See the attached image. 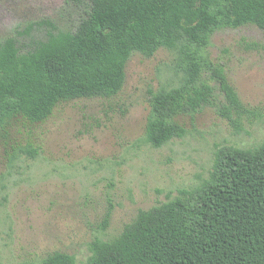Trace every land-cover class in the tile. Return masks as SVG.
<instances>
[{
	"label": "trees",
	"instance_id": "16d2710c",
	"mask_svg": "<svg viewBox=\"0 0 264 264\" xmlns=\"http://www.w3.org/2000/svg\"><path fill=\"white\" fill-rule=\"evenodd\" d=\"M79 10L75 29L44 19L0 42V129L21 120L41 124L62 102L113 98L136 53L174 52L177 84L149 92L146 142L159 149L213 107L235 132L251 114L224 67L207 49L221 29L254 25L264 32V0H67ZM218 84L213 86L206 80ZM225 102L216 103L217 92ZM24 154L35 158L37 150ZM111 211L105 219L109 224ZM84 264H264V141L217 146L208 180L141 210L112 240L97 239ZM44 264H79L56 251Z\"/></svg>",
	"mask_w": 264,
	"mask_h": 264
},
{
	"label": "rangeland",
	"instance_id": "374dc122",
	"mask_svg": "<svg viewBox=\"0 0 264 264\" xmlns=\"http://www.w3.org/2000/svg\"><path fill=\"white\" fill-rule=\"evenodd\" d=\"M81 14L67 0H0V42L44 19L73 30ZM207 52L251 111L239 133L206 106L180 119L184 138L159 149L146 142L149 92L181 77L175 53L165 49L151 58L134 54L113 98L62 102L41 124L0 129V264H44L56 251L84 264L95 240L114 239L141 210L208 180L217 146L264 141V32L254 25L218 30ZM224 102L218 91L216 103ZM28 148L35 158L22 152Z\"/></svg>",
	"mask_w": 264,
	"mask_h": 264
}]
</instances>
